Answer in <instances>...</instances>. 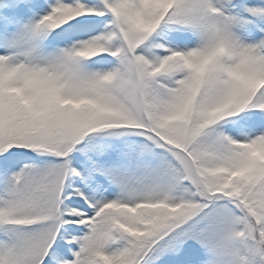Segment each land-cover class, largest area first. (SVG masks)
<instances>
[{
	"label": "snow or ice",
	"instance_id": "6c2138e0",
	"mask_svg": "<svg viewBox=\"0 0 264 264\" xmlns=\"http://www.w3.org/2000/svg\"><path fill=\"white\" fill-rule=\"evenodd\" d=\"M0 264H264V0H0Z\"/></svg>",
	"mask_w": 264,
	"mask_h": 264
}]
</instances>
